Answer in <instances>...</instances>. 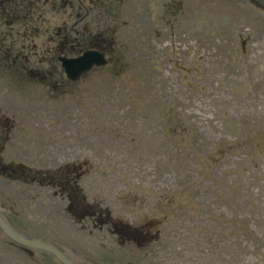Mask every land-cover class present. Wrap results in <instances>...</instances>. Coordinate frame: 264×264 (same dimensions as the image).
Returning a JSON list of instances; mask_svg holds the SVG:
<instances>
[{
    "label": "flooded vegetation",
    "instance_id": "flooded-vegetation-1",
    "mask_svg": "<svg viewBox=\"0 0 264 264\" xmlns=\"http://www.w3.org/2000/svg\"><path fill=\"white\" fill-rule=\"evenodd\" d=\"M194 1L0 0V216L13 229L53 245L75 264H83L75 258V249L69 242H64L68 245L65 246L46 235L45 228L90 221L97 228L117 229L119 242L129 243L138 251H145L156 237L150 228L162 220L143 219L129 225L113 216L100 200L88 198L82 184L87 180L89 185L99 160L95 148L100 146L94 144L95 127L99 125L98 120L95 123L98 116L94 97L99 95H95L93 85L132 67L133 60L123 59L117 47H131L127 40L133 35L137 39L131 48L156 57L153 61L147 57L144 64L158 60L163 65L160 59L177 63L182 59L186 64L196 59L203 77L207 68H221L216 73L218 88L228 84L234 90L221 94L224 107L219 108L220 113L229 108L227 114L233 118L230 129H241L245 135L236 138V142H228L227 147H222L223 141L217 143L218 154L229 149H234V153L239 144L247 146L258 139L264 145V92L253 88L249 91V84L242 85L243 76H237L242 75L241 69L249 67L253 58L264 72V42H260L261 46L247 43L253 40L252 28L243 30L233 25L226 29L231 18L219 23L220 27L207 24L202 18L209 10L204 8L195 17ZM217 1L196 0L204 6ZM8 2L22 4L25 13L4 11ZM245 2L256 3L264 11V0ZM45 5L55 6V18L59 21L52 29H42L38 22ZM196 27L199 42L195 45L190 42V35L198 31ZM206 31L209 32L205 34ZM217 37L219 43L214 45ZM254 45L256 52L252 50ZM86 51L102 54L105 62L92 64L76 78L68 77L62 59L77 58ZM245 87L247 91H243ZM100 94L107 105L108 98ZM169 103L161 117L163 136L174 146L187 147L194 141L193 124L178 104L172 100ZM0 234L9 245V255L15 245L31 257L40 256L43 264L49 263L48 259L63 264L49 251L12 241L1 228Z\"/></svg>",
    "mask_w": 264,
    "mask_h": 264
},
{
    "label": "rangeland",
    "instance_id": "rangeland-1",
    "mask_svg": "<svg viewBox=\"0 0 264 264\" xmlns=\"http://www.w3.org/2000/svg\"><path fill=\"white\" fill-rule=\"evenodd\" d=\"M193 6L195 17L199 10H209L202 18L207 24L220 27L219 23L231 18L226 29L233 25L252 28L253 40L247 43L261 46L264 42V11L256 3L218 0L205 7L195 0ZM43 8L42 19L37 21L42 29H52L59 21L55 6ZM196 28L190 35L195 45L199 42ZM134 39L137 36L127 40L131 47ZM240 43L238 39L236 44ZM131 47L120 44L117 50L123 59L133 60L132 67L93 85L99 95H94L95 123H99L94 144L100 146L95 148L99 160L89 185L87 180L82 184L88 198L100 200L129 225L143 219L162 220L150 228L156 237L145 251H138L119 242L117 229L97 228L90 221L41 230L65 246L69 242L75 251L67 249L83 264H264V145L258 139L247 146L239 144L234 153V149L216 152L220 141L227 147L245 135L241 129H230L229 108L223 114L219 109L224 107L221 94L234 89L228 84L218 88L216 73L221 68H207L203 77L196 59L186 64L182 59L144 64L147 57L151 61L156 57ZM252 50L258 51L255 45ZM248 66L237 75L243 76L242 85L264 92L263 68L254 58ZM100 93L108 98L107 105ZM171 100L193 124L194 141L187 147L174 146L161 131L163 109ZM6 243L0 234V264H43L40 256L31 257L15 245L9 255Z\"/></svg>",
    "mask_w": 264,
    "mask_h": 264
},
{
    "label": "water",
    "instance_id": "water-1",
    "mask_svg": "<svg viewBox=\"0 0 264 264\" xmlns=\"http://www.w3.org/2000/svg\"><path fill=\"white\" fill-rule=\"evenodd\" d=\"M62 60L63 69L70 78H76V76H78L80 73L91 67L92 64H103L105 62L103 55L97 53L96 51H86L77 58H63ZM0 228L8 238L20 245L30 249L49 251L63 264H75L53 245L41 240L31 239L20 234L9 225L8 220L2 218L1 216Z\"/></svg>",
    "mask_w": 264,
    "mask_h": 264
},
{
    "label": "trees",
    "instance_id": "trees-1",
    "mask_svg": "<svg viewBox=\"0 0 264 264\" xmlns=\"http://www.w3.org/2000/svg\"><path fill=\"white\" fill-rule=\"evenodd\" d=\"M4 7H5L4 11L13 10V11H19V12L25 13V9H24L22 4H16V3L8 2L7 4L4 5ZM26 10H27V8H26Z\"/></svg>",
    "mask_w": 264,
    "mask_h": 264
},
{
    "label": "bare ground",
    "instance_id": "bare-ground-1",
    "mask_svg": "<svg viewBox=\"0 0 264 264\" xmlns=\"http://www.w3.org/2000/svg\"><path fill=\"white\" fill-rule=\"evenodd\" d=\"M183 32V31H182ZM189 35V34H188Z\"/></svg>",
    "mask_w": 264,
    "mask_h": 264
}]
</instances>
